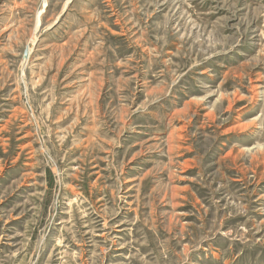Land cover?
<instances>
[{
  "label": "rangeland",
  "instance_id": "374dc122",
  "mask_svg": "<svg viewBox=\"0 0 264 264\" xmlns=\"http://www.w3.org/2000/svg\"><path fill=\"white\" fill-rule=\"evenodd\" d=\"M0 264H264V0H0Z\"/></svg>",
  "mask_w": 264,
  "mask_h": 264
}]
</instances>
